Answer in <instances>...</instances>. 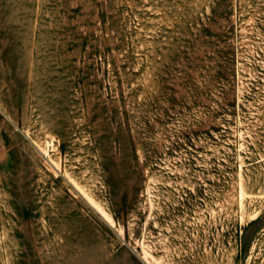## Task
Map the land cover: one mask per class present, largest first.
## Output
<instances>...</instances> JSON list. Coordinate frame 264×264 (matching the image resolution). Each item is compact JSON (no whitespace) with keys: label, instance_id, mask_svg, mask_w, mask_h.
<instances>
[{"label":"rangeland","instance_id":"obj_1","mask_svg":"<svg viewBox=\"0 0 264 264\" xmlns=\"http://www.w3.org/2000/svg\"><path fill=\"white\" fill-rule=\"evenodd\" d=\"M0 264H264V0H0Z\"/></svg>","mask_w":264,"mask_h":264}]
</instances>
